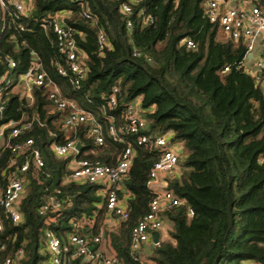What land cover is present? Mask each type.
Returning <instances> with one entry per match:
<instances>
[{"label":"trees","instance_id":"16d2710c","mask_svg":"<svg viewBox=\"0 0 264 264\" xmlns=\"http://www.w3.org/2000/svg\"><path fill=\"white\" fill-rule=\"evenodd\" d=\"M33 2L31 15L20 21L24 29H8L2 42L1 53H9L18 62L14 72L22 73L33 64L31 51L35 50L63 95L91 111L104 125L108 120L101 105L119 86L117 106L109 111L119 127L127 105L140 98L148 120L147 133L171 134L172 143L179 144L178 174L168 178L166 189L182 202L165 212V220L171 224L170 239L159 241L148 256L149 262L264 264V88L244 69V42L224 38L206 16L202 0ZM123 3L131 4V13L121 11ZM87 6L89 17L83 13ZM63 11L68 12L65 22L75 30L87 68L77 87L69 76L58 73L56 62L65 61L57 48L56 33L52 27L46 31L40 25L43 19ZM145 15H151L153 22L145 23ZM101 30L111 43L103 52L98 47ZM11 32L17 40H9ZM185 39H192L196 47H187ZM7 69L0 61V78ZM7 91L0 125L38 117L45 125L36 122L20 138H12V143L34 138L45 164L37 167L30 157L19 224H13L0 207L4 223L0 264L15 257L20 247L24 256L14 264H50L44 248L45 230H53L68 242V235L75 232L71 222L86 217L91 222L76 232L89 237L103 234V243L120 259L117 264H135L130 257L131 230L149 211L156 195L148 181L158 150L146 144L137 146L133 165L122 180L124 191H119L121 197L132 195L127 198L130 216L121 220L118 230L106 229L108 211L101 185L68 180L70 158L57 157L51 145L75 139L84 146L80 157L115 164L125 144L106 132L105 145L97 146L88 123L65 128L67 111L55 108L44 87L35 88L32 104L20 92ZM120 134L134 140L125 132ZM10 155L8 147L0 154V192L7 183L2 170ZM24 161L22 157L20 164ZM51 196L61 201V207L40 214ZM70 263L81 264L80 259Z\"/></svg>","mask_w":264,"mask_h":264},{"label":"built area","instance_id":"2783aa9c","mask_svg":"<svg viewBox=\"0 0 264 264\" xmlns=\"http://www.w3.org/2000/svg\"><path fill=\"white\" fill-rule=\"evenodd\" d=\"M205 7V14L208 19L217 25L220 33L226 39L243 41L246 45V53L243 59L245 71L250 74L257 85L264 88V0H202ZM34 7L33 0H0V61L7 64V71L0 78V120L4 118L5 94L12 88L13 91L20 92L22 96L28 98L32 104L35 100V88H46L49 99L55 108L67 111L63 124L65 128H75L80 124L88 123L89 133L94 138L97 146H104L107 132L113 139L125 144L123 150L118 154L115 164L106 163L100 159H89L80 157V152L76 148L77 140L67 139L65 142H55L51 145L53 153L60 158H70L68 167L71 170L68 180L77 182H92L101 185V195L105 199V206L108 213L116 215L120 221L129 218L127 205V194L119 195V191H124L122 180L125 178L136 158L137 146L150 145L158 150L155 161L149 176L148 185H153L160 179L162 173H172L178 169L179 144H173L171 134L155 136L147 133L148 120L144 109L141 106V99L131 101L125 108L123 123L119 127L114 116L109 111L117 106V97L120 94L119 86L113 88L111 96L101 105V112L107 117L108 123H104L91 111L79 105L75 100L63 95L59 84L50 77L43 69L42 62L35 50L31 51L33 64L20 75V81L12 83L10 76L15 73L17 60L9 53L2 52V42L9 33L8 29L14 27L16 31L24 29L23 18L31 15ZM129 3L121 5L124 14L132 12ZM89 6L83 10L84 16L89 17ZM145 13L144 10L141 12ZM65 16L58 12L54 17L43 19L40 25L44 30L52 27L57 36V48L61 58L65 63L57 61L58 73L68 77L71 83L77 87L79 82L85 77L87 68L84 63V56L77 45L75 30L65 22ZM144 22H153L151 15L144 16ZM128 27L132 26V21L127 22ZM9 40H17L15 32L9 34ZM187 47L195 48L196 43L192 39H185ZM111 46L107 34L101 30L98 35L99 51L103 52ZM140 55L139 53H136ZM135 54V55H136ZM228 71V67L225 68ZM21 89V91H18ZM38 122L45 125L38 117L26 121H9L0 125V143L5 138V145L0 149L2 154L8 147L11 155L7 165L2 170V175L6 178V185L0 192V207L4 215L13 223L19 224L23 220L20 210V202L26 191L27 174L30 169V161L33 160L37 167H43L45 160L42 152L35 146V140L28 137L25 140L18 139L12 143V138L21 137L33 125ZM11 128L6 136L5 131ZM120 132H125L134 140H128ZM4 143V141H3ZM30 152V154L27 153ZM25 161L20 164V159ZM30 157L32 158L30 160ZM155 192V191H154ZM149 211L133 226L130 237V257L135 264H151L143 250L149 243L153 232L159 231L165 224V212L179 205L182 201L173 191L164 189L155 192ZM61 201L55 197H49L46 203L40 208L39 213L45 214L50 209L60 208ZM193 215V211H190ZM86 222H91L90 218L73 220V233L68 235V242L58 236L53 230H45L44 248L49 254L50 264H71L73 260L80 259L81 264H117L120 259L113 252H107L101 247L96 248L95 244L103 243V234L94 237L79 234L78 229L85 226ZM3 217L0 213V231L3 230ZM93 247V248H92ZM5 245H1L4 249ZM23 247L18 248L15 257L9 256L3 264H14L16 260L24 256ZM249 264H257L249 262Z\"/></svg>","mask_w":264,"mask_h":264},{"label":"crops","instance_id":"0c3cea01","mask_svg":"<svg viewBox=\"0 0 264 264\" xmlns=\"http://www.w3.org/2000/svg\"><path fill=\"white\" fill-rule=\"evenodd\" d=\"M66 11L60 12V15L63 16L62 14H68L65 13ZM65 15V16H66ZM170 177L169 173H162L160 176V179L153 185V187H150L153 191H163L164 189L167 188L168 185V178ZM128 198H130L132 195L131 193H127ZM120 219L116 216L113 215L111 213H107L105 222H104V226L106 227V229H113V230H118L119 226H120ZM165 227H163L162 229H160L159 232V241H164V240H168L170 239L169 236V230L171 228V224L169 222H167L165 220ZM156 246V245H155ZM154 239H153V235L149 241V243L147 244V246L144 248L143 252L144 254L148 257L151 255L152 250L154 249ZM103 250L107 251V252H112L110 251L109 248H107V246L105 245V243H102L100 246Z\"/></svg>","mask_w":264,"mask_h":264},{"label":"rangeland","instance_id":"374dc122","mask_svg":"<svg viewBox=\"0 0 264 264\" xmlns=\"http://www.w3.org/2000/svg\"><path fill=\"white\" fill-rule=\"evenodd\" d=\"M65 13H67V12H65ZM63 15V17L66 15V14H62ZM20 75L18 74V73H13L11 76H10V79H11V81H12V83H15L16 81H20ZM18 91H21V89H19ZM16 92V91H15ZM176 174H178V169L176 170V171H174V172H172V173H169V175H170V177H172V176H175ZM165 227V226H164Z\"/></svg>","mask_w":264,"mask_h":264},{"label":"water","instance_id":"95a60500","mask_svg":"<svg viewBox=\"0 0 264 264\" xmlns=\"http://www.w3.org/2000/svg\"><path fill=\"white\" fill-rule=\"evenodd\" d=\"M82 147H83V144L80 141H77L76 148L80 150ZM153 239H154V246L159 244V232L158 231L153 232Z\"/></svg>","mask_w":264,"mask_h":264}]
</instances>
